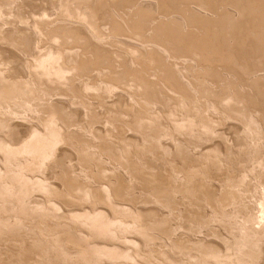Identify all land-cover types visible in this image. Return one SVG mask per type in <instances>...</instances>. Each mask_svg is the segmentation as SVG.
<instances>
[{"label": "bare ground", "instance_id": "6f19581e", "mask_svg": "<svg viewBox=\"0 0 264 264\" xmlns=\"http://www.w3.org/2000/svg\"><path fill=\"white\" fill-rule=\"evenodd\" d=\"M0 264H264V0H0Z\"/></svg>", "mask_w": 264, "mask_h": 264}]
</instances>
